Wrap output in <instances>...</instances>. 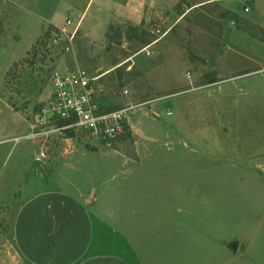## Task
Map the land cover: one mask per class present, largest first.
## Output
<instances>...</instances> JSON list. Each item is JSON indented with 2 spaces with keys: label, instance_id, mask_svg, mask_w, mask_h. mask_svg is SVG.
I'll return each instance as SVG.
<instances>
[{
  "label": "rangeland",
  "instance_id": "obj_1",
  "mask_svg": "<svg viewBox=\"0 0 264 264\" xmlns=\"http://www.w3.org/2000/svg\"><path fill=\"white\" fill-rule=\"evenodd\" d=\"M73 1L79 13L88 2L0 0V264H28L14 218L31 194L55 187L82 200L91 189L103 202L138 200L146 230L131 241L151 260L162 249L173 264H264V0H147L137 24L95 0L66 51L51 37L67 19L76 26L79 14L63 13ZM55 11L62 19L48 23ZM75 59L102 76L99 105L127 109L125 131L110 148L78 131L15 141L30 131L51 72ZM43 161L54 183L33 182ZM234 240L237 254L226 246Z\"/></svg>",
  "mask_w": 264,
  "mask_h": 264
},
{
  "label": "crops",
  "instance_id": "obj_2",
  "mask_svg": "<svg viewBox=\"0 0 264 264\" xmlns=\"http://www.w3.org/2000/svg\"><path fill=\"white\" fill-rule=\"evenodd\" d=\"M92 1L95 0H88L81 13L74 1L67 3L63 12L64 19L71 14H79L76 24L79 22L80 29H87L85 13ZM146 3L147 0H97L96 7L101 13L108 11L106 14L114 15L117 20L125 18L137 24L145 15ZM59 18V11H55L47 22L57 23ZM111 23L110 19L97 21L93 25L96 28H93L92 35L104 33ZM71 151L62 154L64 163ZM41 152L40 149L39 154L35 155V161L42 162ZM45 163L43 161L38 168L31 170L34 174L33 182L54 183L57 172L51 171ZM87 193L91 194V198L86 195L82 200L83 194L77 199L61 187L43 188L35 191L20 205L14 218L13 240L16 251L28 264H165L162 261L173 264V258L169 257L168 260L165 257L167 252L162 249L157 251L159 258L156 261L135 249L131 240L141 239L146 230L144 218L136 215L137 206H140L138 200L128 203L122 198L120 202H103L97 197L95 190L91 189ZM119 204L122 207L120 211L103 208H120ZM115 212L120 215H115ZM160 221L162 220H155L156 223ZM131 225L137 229L136 234L129 230ZM104 229L108 232L105 236L102 234ZM156 236L160 239L161 233H156ZM226 246L234 254L240 252L239 240ZM169 254H173L171 249Z\"/></svg>",
  "mask_w": 264,
  "mask_h": 264
},
{
  "label": "built area",
  "instance_id": "obj_3",
  "mask_svg": "<svg viewBox=\"0 0 264 264\" xmlns=\"http://www.w3.org/2000/svg\"><path fill=\"white\" fill-rule=\"evenodd\" d=\"M68 27H73L71 19L57 27L51 37L54 42L64 39L66 51L74 46L79 23L72 31ZM101 77L76 59L74 64L65 65L62 71L55 68L49 77L48 96L34 115L30 131L14 140H43L53 133L65 135L78 131L91 140L112 147L115 139L125 131L127 109H108L99 105L98 91H102V85L98 81ZM41 156H44L43 151Z\"/></svg>",
  "mask_w": 264,
  "mask_h": 264
},
{
  "label": "water",
  "instance_id": "obj_4",
  "mask_svg": "<svg viewBox=\"0 0 264 264\" xmlns=\"http://www.w3.org/2000/svg\"><path fill=\"white\" fill-rule=\"evenodd\" d=\"M261 179L264 181V174L261 175Z\"/></svg>",
  "mask_w": 264,
  "mask_h": 264
}]
</instances>
